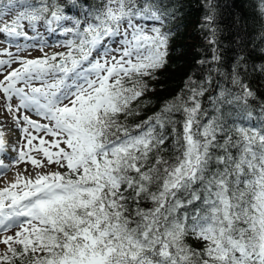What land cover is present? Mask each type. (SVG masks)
<instances>
[{
	"label": "snow or ice",
	"instance_id": "1",
	"mask_svg": "<svg viewBox=\"0 0 264 264\" xmlns=\"http://www.w3.org/2000/svg\"><path fill=\"white\" fill-rule=\"evenodd\" d=\"M170 15L158 0H0V36L17 45L0 49V115L21 132L9 144L0 121V176L22 162L36 169L0 187V234L18 229L0 235V264H264V105L252 123L256 93L239 73L215 88L211 74L190 75L186 97L127 124L169 63ZM39 25L68 37L57 41L66 51L44 52ZM32 48L41 56L22 55ZM206 93L215 114L204 121ZM168 128L180 153L171 163Z\"/></svg>",
	"mask_w": 264,
	"mask_h": 264
},
{
	"label": "trees",
	"instance_id": "2",
	"mask_svg": "<svg viewBox=\"0 0 264 264\" xmlns=\"http://www.w3.org/2000/svg\"><path fill=\"white\" fill-rule=\"evenodd\" d=\"M77 2L96 6L101 0ZM158 2L171 13L165 30H172L174 50L170 52L168 65L156 74L158 78L148 82L154 91L147 92L136 102L140 106V114L129 118L127 124L131 127L146 120L159 112L162 106L178 93L186 97L189 93L185 89V84L190 75L193 80L203 81L211 74L213 88L216 84L232 87L230 77L233 72H238L241 79L256 93V98L249 101V107L253 113L251 122L258 124L260 106L264 105V72L261 71L264 67V11L261 10L264 0H158ZM46 3L49 5L59 3L67 7L68 0H46ZM73 12L76 10L73 9ZM208 17L212 19L209 20ZM214 54L219 55V61H213ZM200 61L205 63L202 65ZM213 69L216 71H212ZM233 90L235 91L234 87ZM136 104L133 106L136 107ZM202 107L207 113L204 121L208 116L215 114L207 93L202 98ZM174 119L182 123L183 116L177 113ZM176 127L177 132H182L180 123ZM167 135L169 139L165 142V151L161 155L171 163L180 153L174 148L171 128L167 129ZM154 159L152 156L153 162ZM150 190L156 191V187L153 186ZM136 206V202L130 204L132 208ZM138 206L144 210L154 207L153 202L147 198H142ZM195 206L198 207L199 202ZM187 210L191 212L192 209L190 207ZM186 242L194 249H202L204 246L203 241L191 235L186 238Z\"/></svg>",
	"mask_w": 264,
	"mask_h": 264
},
{
	"label": "rangeland",
	"instance_id": "3",
	"mask_svg": "<svg viewBox=\"0 0 264 264\" xmlns=\"http://www.w3.org/2000/svg\"><path fill=\"white\" fill-rule=\"evenodd\" d=\"M37 31H38L39 36L42 37L43 40L46 42L47 46L44 47V52H46L50 55L54 52L66 51L65 48L57 46V41L67 39L68 37L61 35V33L59 31H57L55 34H52L51 32L47 31V29L44 25H39ZM29 35L35 36V35H37V32H32L31 30H29ZM3 41H4V38L2 36H0V49L8 47L15 53L17 45L15 43L8 44V43H5ZM19 43L24 44V43H37V42L36 41H24L23 39H21L19 41ZM113 46H115V45H113ZM22 55H27L28 58H36V57L41 56V52L37 48H32V49L26 50L24 53H22ZM0 58H7V57H0ZM17 66H18L17 64H13L11 66V68H15ZM11 68H9L8 71H10ZM0 79H2V77H0ZM15 103H16V101L13 100V104H15ZM28 114L32 115L33 119H40L39 117L33 115L32 113H28ZM0 121H3L5 136L10 141V144H16L18 141H20L21 132L18 128L15 127L13 122L10 119H5L4 115H0ZM6 132H8V133L6 134ZM40 135H43V133H40ZM45 138L48 140L52 139L51 136H47ZM34 143H38V141H34ZM54 150L55 149H53V151ZM12 155H15V154H12ZM36 155L38 156V158H40V156H41V154H36ZM3 158L5 159V157H3ZM5 162L11 163V161L9 159ZM45 163H46V160H45ZM25 168L28 169L27 172L25 171ZM56 170H58V169L56 168V166L54 164L48 165L45 169H40V171H56ZM59 170L63 171L64 169H59ZM35 171H36V169L33 168V166L31 165L30 162H22L18 166L12 167L7 172H5L2 176H0V185H2V187H3V186H5L6 183L14 182V180L12 178L15 179V174L17 172L21 173L23 176L26 177L29 174H34ZM17 230L18 229L13 228L5 234L6 235H14V233ZM5 234H0V235H5ZM5 250H6V246L3 243H0V252H3Z\"/></svg>",
	"mask_w": 264,
	"mask_h": 264
},
{
	"label": "bare ground",
	"instance_id": "4",
	"mask_svg": "<svg viewBox=\"0 0 264 264\" xmlns=\"http://www.w3.org/2000/svg\"><path fill=\"white\" fill-rule=\"evenodd\" d=\"M8 132H6V134H7ZM6 139H7V137H6ZM8 140V139H7ZM8 142H9V144H10V141L8 140ZM13 180H15L14 178H12ZM0 187H2V185H0Z\"/></svg>",
	"mask_w": 264,
	"mask_h": 264
}]
</instances>
